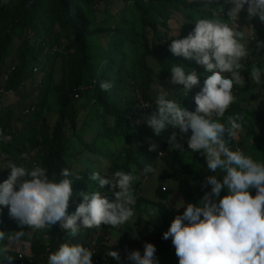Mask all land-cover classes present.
Segmentation results:
<instances>
[{"label":"clouds","instance_id":"clouds-1","mask_svg":"<svg viewBox=\"0 0 264 264\" xmlns=\"http://www.w3.org/2000/svg\"><path fill=\"white\" fill-rule=\"evenodd\" d=\"M223 3L225 5L218 7L214 16L197 18L193 31L185 38L172 39L168 48L173 56L194 61L208 73L199 92L190 96L195 110L182 107L168 91L158 86L153 96L156 111L145 121L155 135L171 127L172 132L166 137L169 147L184 153L186 143L188 152L204 157L209 173L201 183L203 195L199 201H180L176 207H183L182 214L176 215L163 233V239L171 238L178 264H264V161L254 159L233 144L242 131L241 117L232 114L225 118L237 99L234 89L245 85L242 72L252 54L249 42L254 39L250 38H255L254 34L248 37L241 28L242 11H246L248 21L255 19L264 23V0H223ZM225 6L228 7L226 19L221 18ZM178 30L172 37L177 36ZM256 47L264 49V42L257 40ZM168 67L172 85H182L184 96L200 85L196 71L183 64L173 63ZM248 72L251 82L264 84V67L253 64ZM99 87L107 91L112 83L101 81ZM9 139L0 131V142ZM156 149L154 144L149 147V151ZM159 153L162 152L157 153L161 159ZM20 159L29 162L30 154L21 153ZM6 165L10 174L0 183V206H7L10 217L22 229H27L14 233L13 238L47 232L59 224L68 237L76 238L81 232L89 236L84 244L75 239L60 243L55 251L49 252L46 264H93L96 250L86 246L93 237H96L98 257L108 259V263L100 264H112V259L115 264H122L117 251L100 250L98 239L104 234V225L120 228L135 221L137 190L133 183L138 177L137 170H117L110 179L100 171H92L89 180L95 187L81 193L82 202L73 213H68L74 181L70 168H61L50 178L48 170L34 161L27 165L9 161ZM160 170L154 163L144 164L140 173L143 182L149 176L157 177ZM106 185L109 193L102 195L97 189ZM253 189L254 195L251 194ZM149 215L156 216L157 210L150 209ZM5 236L0 232V240ZM103 240L107 241V237ZM156 251L152 243H145L143 254L139 250L126 252V260L129 264H159ZM18 252H22L28 264H33L30 253L23 249L15 251L13 257L7 256L9 262L13 258L16 264ZM3 257V249H0V258Z\"/></svg>","mask_w":264,"mask_h":264},{"label":"trees","instance_id":"trees-1","mask_svg":"<svg viewBox=\"0 0 264 264\" xmlns=\"http://www.w3.org/2000/svg\"><path fill=\"white\" fill-rule=\"evenodd\" d=\"M115 1L117 0H14L15 3L10 8L2 9L0 5V91L16 94L23 88L25 82L36 76L33 72L34 68L32 69L28 63V55L33 49L32 43L39 37L40 30H43L45 35L38 40L37 50L39 53L48 51L45 55L46 59L51 55L62 58L64 79L53 87L58 105L54 125L52 127L43 125L40 129L30 132L29 142H33L40 153V157L35 162L48 170L50 178L53 173L58 174L61 168H70L64 159L69 142L67 131L74 133L77 129L78 111L75 101L81 94L90 92L93 103L100 110L102 127L100 136L105 139L122 140L127 147L124 150V161L121 164L112 162L110 166L105 167L108 175L117 170L128 172L135 169L141 172L144 164H152L148 162L143 151L135 155L133 148L136 136L141 140L147 139L160 143L162 149L166 150L162 161L170 171V183L168 182V185L158 184L155 190L156 201L143 198L139 200L157 208V218H161L160 222L168 229L167 217L170 211L166 208L165 202L170 197V190L175 188L172 187L173 184L179 181L195 184L200 179L204 181L209 173L206 170L204 157L199 153L188 152L186 143L184 153L169 147L166 137L171 134V127H167L160 135H155L147 126L145 121L151 116L148 112L149 103L153 100L148 95L146 87L132 86L135 82L133 73L137 67L148 78L163 79L169 72L170 63L166 60L165 54L172 39L178 38L181 30L186 26L191 28L197 18L213 16L212 13L215 15L217 8L225 4L223 0H118V4H122V10L117 8L114 12L112 16L114 25L108 29L98 26L91 28L94 24V16L100 12L99 6H104L102 9L106 12L105 7ZM169 8L175 12H181L183 18L176 37H172L174 34L168 32L171 29L168 23L174 14L173 11H167ZM240 24H242V15ZM55 26L59 30L54 34L52 31ZM253 34L254 41L249 42L252 54L246 61L242 76L245 75L252 62L264 67V49L258 50L256 47L257 40L264 42V23L263 29L254 28ZM15 39H17L16 47ZM96 39H99V45H93L91 42ZM95 47H98L100 52L93 54ZM126 47L132 52L134 59L128 58ZM53 48L61 50V54H51ZM12 54H14L13 58ZM97 57L102 61L99 66L93 62ZM44 66L45 63L37 64L36 68H39V73ZM12 67L14 69L11 71ZM157 68L159 71H156ZM4 75L8 76L5 81L3 80ZM200 75V70H198L199 80ZM101 81H110L112 88L107 91L101 90L99 87ZM202 85L203 83L194 86L187 96H184L183 92H175L173 98L177 99L182 107L194 111L196 105L194 100L190 102V96L197 94ZM260 88L264 90V84L260 85ZM136 94L140 95L141 101L136 100ZM74 95H78V98ZM38 104V107L35 104L27 106L21 113L27 110L26 117H38L42 103ZM232 114H238L241 117L240 123L255 147L264 145V133H257L251 126L244 124V122H249L260 125L264 131V112L246 111L236 100L225 113V118ZM135 117L139 119L137 127L133 122ZM11 120L10 112L0 113V131L10 137L6 142H11L16 132L15 128L10 125ZM233 144H235V139ZM81 145L87 153L100 154L91 143L86 144L81 141ZM20 149L23 147L21 146ZM190 160L198 167L197 174L193 177L190 167L188 168L186 164V161ZM4 162V164L7 163V161ZM6 167L1 169L0 183L4 182L10 174V169ZM90 173L86 170L77 175L80 179L73 177V195L69 200L68 213H73L78 204L82 202L81 193L92 190V182L89 180ZM251 194H255L254 189ZM10 218L8 207L0 206V232L6 235L5 239L0 240V249H3L4 255L0 258V264H13V259L10 262L7 259V256H10L8 251L10 240L14 239V235L10 237L11 233L8 228ZM31 235H28L30 257L32 263L36 264V261L47 257L50 251H55L60 243L69 239H75L84 244L89 233L84 236L85 233L81 232L76 238H71L66 236V231L57 224L44 232L42 236L32 237ZM104 236L101 234V238L98 239L101 251H104L107 245L103 240ZM162 236L161 231L145 227L139 232L138 238L125 241L115 251L118 252L123 263L127 261L126 252L139 250L143 254L145 243H152L156 248L164 243L172 245L171 238L165 240ZM161 250L164 254L168 251L163 247V249H157L155 255H160ZM172 256H175L173 261L167 264H178V257ZM112 261L115 263L113 259Z\"/></svg>","mask_w":264,"mask_h":264},{"label":"rangeland","instance_id":"rangeland-1","mask_svg":"<svg viewBox=\"0 0 264 264\" xmlns=\"http://www.w3.org/2000/svg\"><path fill=\"white\" fill-rule=\"evenodd\" d=\"M14 0H1L0 5L2 9L10 8L14 5ZM117 3V4H116ZM102 5L99 6L100 12L96 13L94 16V24L93 27H101L104 29H108L113 26L114 12L117 10H122V4H118V0L113 2L105 7L106 12L102 9ZM102 10V11H101ZM167 11H173L172 20L169 21L170 28L168 30L169 33L175 34V32L179 29L182 21L181 12H175V10L167 9ZM214 16V13H212ZM195 27L192 25L186 26L185 29L181 30L178 38H185L190 32L193 31ZM260 27L263 29V23L257 20H247L246 11H242V24L241 28L245 32V34L249 37V35H253L254 28ZM120 29L122 27L120 26ZM59 28L53 29V33H57ZM123 30V29H122ZM39 37L37 40L32 43L33 49L30 51L28 55V63L30 67L35 68L39 62L45 63L44 68L36 73V76L31 77L27 82L24 83L23 88L18 91V93H6L0 91V113L10 112L12 115L11 126L15 128V135L11 142H0V167H6L4 161H9L13 163H25L29 164L31 161H36L40 157V153L36 150L33 142H29L30 132L31 130L40 129L41 126L47 125L52 127L57 118V110L58 105L56 103V95L53 87L58 85L59 82L64 79L63 75V60L60 56L51 55L46 56L48 51H44V53H39L37 50L38 40H40L45 33L43 30H40L38 33ZM177 39V38H176ZM93 45H99V39L91 41ZM15 47L17 45V39L14 40ZM128 58H135L132 52L127 48ZM61 50H59L56 54H61ZM98 47L93 48L92 53H99ZM14 54H12V58ZM165 58L168 63L173 64H183L187 69L194 70L198 73L200 70V83H203L205 78V69L201 66V69L198 68V65L194 61L184 60L182 57L173 56L169 50L165 54ZM96 66H99L102 61L97 57L94 61ZM255 62H252L248 69L251 68ZM258 66V65H257ZM135 82L132 84L133 87L137 88L138 86H144L147 89L148 95L152 97L156 91H158V86L168 91L170 95H174L175 92H183L182 85H172L171 83V74L170 71L163 78H153L146 77L142 71H140L137 67H135V71L133 73ZM245 80V85L242 88L234 89L235 95L237 97V101L241 104V106L246 111L254 110L258 112H264V90L260 88V85H256L255 83L249 80V72L248 70L245 72V75L242 76ZM239 91V92H238ZM130 92V91H129ZM136 100L141 101V97L139 94L135 95ZM38 103H42L40 108V113L38 117H26L23 116L21 111L25 109L29 105L35 104L37 107ZM150 107L148 112L151 115L156 111V105L154 102L149 103ZM75 105L78 111V122L77 129L73 133L71 131H67V137L69 138V142L67 145V151L65 154V161L70 169L74 173V177L78 174L85 172L86 170L92 171H100L102 174L104 173L105 178H111V175H108L105 167L110 166L112 162H116L117 164H121L124 161V150L127 148L122 140H117L116 138L105 139L100 136L101 133V116L99 108L93 103V99L91 97V93H83L81 96L75 101ZM149 114V113H147ZM148 117V115H147ZM135 126L137 127L139 124V119L136 117L133 119ZM246 126H251L257 133L263 134L260 125L251 124L249 122H244ZM80 140V141H79ZM81 141L86 144H92L96 150L100 152L99 155H92L83 150L81 145ZM156 145L157 149L155 151H149L150 145ZM235 144L239 145L242 149H244L245 154H251L254 159H259L264 161V145H260V147H255L253 141L250 137H248L245 128L242 127V131L238 133L235 138ZM23 149H20V147ZM134 153L138 155L141 151L144 152V156L147 158L149 163H154L155 166L160 170L159 175L149 176L148 180L143 182V175H140V171H137V179L133 183L134 189L137 187V191L135 192L136 205L134 207V219L131 225L121 226L120 228H112L110 226L104 225L103 233L107 237V245L104 252H108L110 250L115 251L116 248L122 246L125 241L129 239L138 238L139 232L143 231L145 227H149L151 230H158L164 233L167 231V227L160 222L161 218H157L156 216L149 215L150 209H156L153 206L146 205L139 200V198L146 199L148 201H156L155 200V190L158 184H166L170 183V171L165 166L164 162L161 159H158L157 153L162 152V157L166 154V150H163L160 143L152 142L151 140L143 139L141 140L138 136L135 138L134 142ZM21 153L30 154V161L25 162L20 159ZM188 168L192 172V177L197 174L198 167L192 161H186ZM1 172V169H0ZM183 181L175 182L172 187H175L173 190H170V197L166 200L167 209L170 211L168 218V227L170 223L174 219L176 215L182 214L183 207L177 208L176 205L180 203V201H184L185 203H197L199 199L202 197L203 192L201 191V183L200 181L190 182L189 184L182 183ZM170 185V184H169ZM163 186V185H162ZM165 186V185H164ZM91 189L95 187L94 183L91 184ZM169 187V186H168ZM101 192V194L109 193V186H105L103 189H97ZM115 191V189H112ZM140 195L138 197V193ZM111 199V196H109ZM140 201V202H139ZM9 231L11 233L10 237H13L14 233L19 232L21 230L27 231L26 228L22 229L17 222L10 218ZM44 232L37 231L32 232V237L42 236ZM10 247L8 251L10 252V256L13 257L15 251H19L23 249L26 253H30V241L28 239V235H24L19 239L10 240ZM163 247L168 249V251L164 254V251L160 255H156L159 260V264L170 263L173 261L172 255H175V249L173 245L170 243H164L158 246L156 249H160ZM164 254V255H163ZM111 258V257H110ZM13 259V258H12ZM47 257L41 258L40 261H36V264H46ZM113 264H115L112 261ZM122 264H129V262L124 261Z\"/></svg>","mask_w":264,"mask_h":264},{"label":"built area","instance_id":"built-area-1","mask_svg":"<svg viewBox=\"0 0 264 264\" xmlns=\"http://www.w3.org/2000/svg\"><path fill=\"white\" fill-rule=\"evenodd\" d=\"M224 9H225V13H223L222 14V17L221 18H224V19H226L227 17H226V11H227V8L228 7H223ZM221 11V8H219L218 9V13ZM238 23H239V18H238ZM253 37H251L250 38V40L251 41H253ZM59 52V50L57 49V48H53V49H51V54H54V53H58ZM263 57H264V55H263ZM14 68L12 67L11 68V71L13 70ZM38 69L39 68H34L33 69V72H34V74H36L37 72H38ZM7 78H8V76L7 75H4L3 76V80L5 81V80H7ZM74 97L75 98H78V95H74ZM23 116H26V115H28V111L27 110H25L24 112H23V114H22ZM162 155V153H159L158 154V156L160 157ZM86 246H92V247H94L95 248V250H96V254L92 257V260H93V264H100V263H108V259L107 258H105V257H98V255H97V248H98V246H97V242H96V237H93V239L91 240V242L88 244V245H86ZM16 264H28V261L25 259V257H24V255L22 254V252H18L17 253V255H16Z\"/></svg>","mask_w":264,"mask_h":264}]
</instances>
